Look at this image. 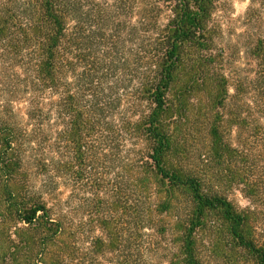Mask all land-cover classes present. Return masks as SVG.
<instances>
[{"label":"trees","instance_id":"1","mask_svg":"<svg viewBox=\"0 0 264 264\" xmlns=\"http://www.w3.org/2000/svg\"><path fill=\"white\" fill-rule=\"evenodd\" d=\"M217 8L0 0V264H264V0Z\"/></svg>","mask_w":264,"mask_h":264},{"label":"rangeland","instance_id":"2","mask_svg":"<svg viewBox=\"0 0 264 264\" xmlns=\"http://www.w3.org/2000/svg\"><path fill=\"white\" fill-rule=\"evenodd\" d=\"M249 5V0H218V8L214 13V19L217 20L224 32L228 31V26L234 30L235 33H240L244 30V27L242 25V18L247 10V7ZM160 22H165L164 14H161ZM258 27L261 31V33L264 35V8L261 11V21L258 24ZM17 72H19V69H15ZM17 107L23 108L24 103L17 102ZM42 178H38L37 181H35V185L38 186L40 184V180ZM59 197L61 199H64L68 196V189L63 187L62 185L58 189ZM229 198L235 202L239 207L244 208L249 205L248 201L244 196L239 192L238 189L233 190L229 193Z\"/></svg>","mask_w":264,"mask_h":264}]
</instances>
